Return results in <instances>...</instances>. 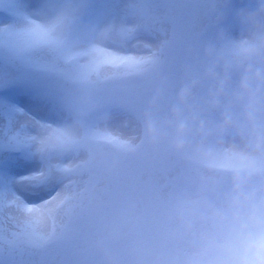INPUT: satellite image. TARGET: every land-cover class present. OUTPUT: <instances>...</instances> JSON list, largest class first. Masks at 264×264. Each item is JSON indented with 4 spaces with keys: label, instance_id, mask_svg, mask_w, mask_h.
I'll return each mask as SVG.
<instances>
[{
    "label": "rangeland",
    "instance_id": "374dc122",
    "mask_svg": "<svg viewBox=\"0 0 264 264\" xmlns=\"http://www.w3.org/2000/svg\"><path fill=\"white\" fill-rule=\"evenodd\" d=\"M86 1L0 0L13 10L0 18V87H9L0 92L4 264H150L185 246L178 238L182 203L216 202L215 183L230 190L227 176L182 163L172 111L187 75L203 73L206 46L219 47L222 29L237 34L238 10L230 16L224 0H94L86 16ZM65 41L82 50L72 64L59 61ZM208 87H197L192 103L216 122L220 112L205 106ZM83 111L91 112L82 118ZM149 115L160 140L141 159L124 161L95 148L105 145L93 142L94 135L108 133L138 154L149 143ZM13 134L19 139H9ZM84 135L90 139L84 142ZM188 140L197 143L194 135ZM165 142L176 155L164 151ZM22 144L29 146L25 159L13 154ZM28 174L38 178L15 179ZM15 197L29 204L53 199L29 214L9 206Z\"/></svg>",
    "mask_w": 264,
    "mask_h": 264
},
{
    "label": "clouds",
    "instance_id": "9594fccd",
    "mask_svg": "<svg viewBox=\"0 0 264 264\" xmlns=\"http://www.w3.org/2000/svg\"><path fill=\"white\" fill-rule=\"evenodd\" d=\"M237 22L236 35L222 29L219 47L206 46L203 73L187 75L172 111L175 149L189 148L188 137L194 135L196 157L227 176L230 190L215 183L216 202L201 197L182 203L178 238L185 246L153 257L150 264H264V0L240 7ZM202 83L209 86L205 106L220 112L216 122L203 119L204 108L192 103ZM146 133L149 143H159L151 115Z\"/></svg>",
    "mask_w": 264,
    "mask_h": 264
},
{
    "label": "snow or ice",
    "instance_id": "6c2138e0",
    "mask_svg": "<svg viewBox=\"0 0 264 264\" xmlns=\"http://www.w3.org/2000/svg\"><path fill=\"white\" fill-rule=\"evenodd\" d=\"M0 92H2V89H0ZM3 101V97L0 96V107L3 106L2 104ZM10 104L13 105V107L15 108V102L14 101H10ZM4 133H5V129L2 125H0V157H2L3 155V149H2V144H3V137H4ZM9 139L11 140H18V134H13L10 135ZM5 170V163L0 160V181H2V177H3V173ZM9 173L11 174V169L9 168ZM38 177L32 174H28L26 176H19V177H15L17 182L23 183L25 180H36ZM3 190L2 188H0V243H2L3 240V229H2V224H3V217H2V213H3V208H4V198H3ZM52 197H50L47 201H41L38 204H29L27 201L23 200L22 198L19 197H15L13 200L8 201L9 206H15V205H19L22 206L23 211L29 214H33L36 213L38 211H40L42 208L48 206L51 204L52 202ZM13 235H15L13 233ZM11 242V241H10ZM0 264H4L3 260L0 259Z\"/></svg>",
    "mask_w": 264,
    "mask_h": 264
},
{
    "label": "bare ground",
    "instance_id": "6f19581e",
    "mask_svg": "<svg viewBox=\"0 0 264 264\" xmlns=\"http://www.w3.org/2000/svg\"><path fill=\"white\" fill-rule=\"evenodd\" d=\"M72 123L73 122H71V120H69V121H67V122H65V124L64 125H67V126H69V125H72ZM96 149H103V150H108V151H110L109 149H107V148H105V147H103V148H97V147H95ZM110 153L112 154V155H114V156H116V157H119V158H121L120 156H118V155H116V154H114L112 151H110ZM124 171L126 170V168H124L123 169Z\"/></svg>",
    "mask_w": 264,
    "mask_h": 264
}]
</instances>
